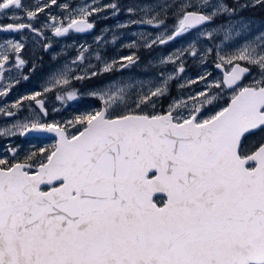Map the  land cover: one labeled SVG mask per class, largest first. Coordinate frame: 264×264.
<instances>
[{"label":"snow or ice","instance_id":"1","mask_svg":"<svg viewBox=\"0 0 264 264\" xmlns=\"http://www.w3.org/2000/svg\"><path fill=\"white\" fill-rule=\"evenodd\" d=\"M52 6L61 15L49 13L36 27ZM256 7L264 0H145L126 9L99 0L76 8L0 0V19L9 21L0 33L20 36L0 41V101L29 79L25 32L48 52V32L88 34L93 15L124 11L128 19L115 29L132 28L137 38L121 48L129 55L109 59L73 45L77 55H55L58 70L40 90L0 104V118L11 121L0 125V264H264V31L253 33L239 17ZM185 35L191 40L162 53L159 65L146 62L156 75L116 82L140 63L139 50ZM117 39L98 35L95 43ZM197 58L201 65L211 59L221 77L210 80L205 71L178 83L187 60ZM101 76L111 79L90 83ZM173 83L181 95H172ZM197 83L204 88L183 95ZM52 93L69 107L96 104L49 120ZM222 96L226 103L205 116ZM45 134L54 142L13 143Z\"/></svg>","mask_w":264,"mask_h":264},{"label":"rangeland","instance_id":"2","mask_svg":"<svg viewBox=\"0 0 264 264\" xmlns=\"http://www.w3.org/2000/svg\"><path fill=\"white\" fill-rule=\"evenodd\" d=\"M42 3L43 0H24V4L27 7H34L36 3ZM92 1H90L91 3ZM101 5H104V0H99ZM153 2H156V0H153ZM159 2H163V0H159ZM86 2H81V4H85ZM145 0H131L130 2L127 3V6L131 5H138V4H144ZM147 6H151V4H148ZM261 8V7H260ZM258 14H255V13ZM254 14L257 15L255 18L250 17V16H239L243 18L245 21L249 22L251 25V30L253 33H258L259 31H264V16H258L261 15L264 12V8L254 10ZM241 14V13H239ZM171 23V20H169ZM43 23H40V26ZM36 26V25H35ZM38 26V27H40ZM37 27V26H36ZM155 32L156 30H151ZM20 36L17 37L16 40H19ZM3 40V38H2ZM1 40V41H2ZM191 40V36L185 35L182 36L179 39H176L174 42L167 44L163 48H161L158 52H156L153 57H155V62L152 63L155 65H159V57L162 53H167L170 50L176 49L178 47L186 45V43ZM23 42L26 45V48L23 52V58L28 61V66L23 69L24 74L29 75L28 81H21L19 84H17L14 88H12L10 94L7 96L5 101H0V104H10L14 99L21 95H25L28 93H31L33 91H38L41 89L43 86L44 82L47 80L48 76L52 74L53 71L58 70L56 63L51 64L48 62V60L45 58L42 50V41L39 38L33 37L31 34L26 33L24 34V40ZM122 41L121 43H123ZM124 44H116L113 50L110 52H113L114 57H120L124 56V50L121 51V48L123 47ZM54 54L49 55L51 59L57 54L58 49H54ZM146 55V54H145ZM145 55H143L145 57ZM150 55V54H148ZM147 55V56H148ZM113 58V57H112ZM197 60L193 59H188L186 62V71L183 74V78L178 81V83H183L187 81L188 79L192 78L194 79L198 75L204 74L205 71L210 72V80H215L219 79L221 77V73L219 70L215 69L211 59H209L208 63L206 65H201L198 63ZM33 64H35V72H31L30 69L32 68ZM62 67V65H61ZM171 67V66H169ZM152 74L150 69H144L140 64H138L136 67L131 69V71H125L122 75H116L113 73V75H116V82H119L120 80H125V81H132L133 77H135V83H139L141 79L145 78H151V76L156 75ZM15 75V73H13ZM110 76H102L100 78H96L93 81H90L92 84H98L102 80H110ZM247 83V81H245ZM204 83H197L192 85L191 87H186L183 89V95H188V94H194L195 92H198L204 88ZM75 87L79 88L80 86L77 84ZM172 88V95L173 96H178L181 95V90L178 89L177 84L173 83L171 85ZM46 105L49 111V116L48 119H56V120H61V119H68L71 116L77 114V110L83 111L85 110L86 105L92 104L95 105V101H89V100H84L81 101L80 103L76 102H69L72 106L69 107L67 104H61L55 100V93L49 94L46 98ZM227 96H222L216 103L217 107L216 108H209L204 112V115H209L213 111L218 110L219 106H223L226 103ZM167 104V101H165V105ZM58 109V111H53V109ZM66 109V110H65ZM28 114L27 108L23 112L20 113V116H26ZM11 121L5 120L3 118H0V125L10 123ZM54 142V138H44L43 137H29L27 139H21L19 137L14 138L13 143L15 144H21L23 145L24 148L29 147V145H34L36 147H42L46 146L48 144H51Z\"/></svg>","mask_w":264,"mask_h":264},{"label":"flooded vegetation","instance_id":"3","mask_svg":"<svg viewBox=\"0 0 264 264\" xmlns=\"http://www.w3.org/2000/svg\"><path fill=\"white\" fill-rule=\"evenodd\" d=\"M82 1L86 2V3H90V1H92V0H58L59 3L69 4L71 6V8H76L78 6L83 5V4H81ZM130 1L131 0H104V4H108V3H113L114 2V3H118L120 5L121 9H126L128 7L127 3L130 2ZM46 2H47V0H43L42 3H46ZM257 9H261V8L260 7H256V8L245 9L244 11L240 12L241 14H239V16H242V15H245L247 17L248 16H250V17L254 16L253 18H255V16H257L255 14H258V13H255L254 10H257ZM49 13L52 16H60L61 15V9L56 7V6L50 7L48 10L45 11V13L39 15L38 21L36 22L35 25L37 27L40 26V23H43L45 21L46 17L49 16ZM109 15H110V12H107V11L106 12H102L100 15H93L91 17V20L95 22V30L91 31L88 34H70V35H67L64 38H52L51 37V33L48 32L47 35L49 36L50 42L52 44V48L48 52H44L43 51V54H44L45 58L48 60L49 63L54 64L53 59H51L49 57V55H53L54 54L53 50L54 49H58V52H57L56 55H60V53L62 51V52H65L67 54L68 59L71 60V58H73V57H75L77 55V53L72 50L73 45H76L78 47L80 44H85L86 46H89V45L91 46L92 52L88 54L89 56H93L97 52H99L105 59H109V58L114 57L113 56L114 55L113 52H110V51L113 50V48L115 47L116 44H125V42L133 41V40H136L137 38L132 35V33L134 31V29H132V28H125V29H120V30H116L115 29V25H117L120 22H124V21H126L128 19V17L125 15L124 11H121L120 14L118 16L114 17V18H110V19L106 18ZM262 15L264 16V12L261 15H258V16H262ZM138 16H139V13H138L137 17H134V18H138ZM8 22H9L8 20L0 19V23H8ZM168 23L171 24L170 21H168ZM106 27L112 28L113 31H109L105 35L104 34V30H105ZM142 30L143 31H151V30H154V29H151V28H145V29L137 28V29H135V31H137V32L142 31ZM26 33H28V32H25L24 34H26ZM29 34H31V33H29ZM114 34L118 38L117 42L115 43V45H113L112 43H108L107 45H105L104 43H101V44L97 45L95 43V38L98 35L103 36V39L105 41H111L112 36ZM31 35L33 37H35V38H38L37 36H35L33 34H31ZM18 36L19 35L15 34V33H9V34L0 33V41L2 40V38H3V40L4 39H17ZM121 37H122V39H121ZM122 41H124V42L121 43ZM43 42L44 41H42V43ZM160 49L161 48H156L155 50H153L151 52L144 51V50H139L138 54L141 57V60H140L139 64L144 69L145 68L148 69L146 67V62L150 61L152 63V61H153V63H154L155 62V57H153V55L156 52H158ZM133 51H136V49H133ZM124 53H125V55H129L130 54L129 50L126 49V48L124 49ZM148 54H150V55H148ZM143 55H145V57ZM150 58H151V60H150ZM93 62H95V61H93ZM151 72H152V74H155L154 70H151ZM101 77H98V78L101 79Z\"/></svg>","mask_w":264,"mask_h":264},{"label":"water","instance_id":"4","mask_svg":"<svg viewBox=\"0 0 264 264\" xmlns=\"http://www.w3.org/2000/svg\"><path fill=\"white\" fill-rule=\"evenodd\" d=\"M40 137H43V138H49V137L54 138V136L51 135V134L41 135ZM54 139H55V138H54Z\"/></svg>","mask_w":264,"mask_h":264}]
</instances>
